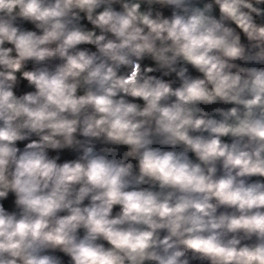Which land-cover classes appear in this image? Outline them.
Here are the masks:
<instances>
[{
	"label": "clouds",
	"instance_id": "obj_1",
	"mask_svg": "<svg viewBox=\"0 0 264 264\" xmlns=\"http://www.w3.org/2000/svg\"><path fill=\"white\" fill-rule=\"evenodd\" d=\"M0 264H264V0H0Z\"/></svg>",
	"mask_w": 264,
	"mask_h": 264
}]
</instances>
